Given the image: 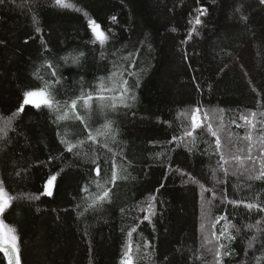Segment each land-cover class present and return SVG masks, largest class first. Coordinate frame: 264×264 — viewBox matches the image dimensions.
<instances>
[{
	"label": "trees",
	"instance_id": "obj_1",
	"mask_svg": "<svg viewBox=\"0 0 264 264\" xmlns=\"http://www.w3.org/2000/svg\"><path fill=\"white\" fill-rule=\"evenodd\" d=\"M66 2L80 11L54 0L0 4V181L14 198L0 219L16 229L21 264H121L129 245L133 264H264V212L244 206L264 207V4ZM89 18L109 34L103 48L92 43ZM37 72L60 80L54 95L66 120L30 106L16 114L22 93L40 84ZM89 92L101 118L85 127L66 105ZM62 140L77 147L68 152ZM104 189L111 202L91 207Z\"/></svg>",
	"mask_w": 264,
	"mask_h": 264
},
{
	"label": "snow or ice",
	"instance_id": "obj_2",
	"mask_svg": "<svg viewBox=\"0 0 264 264\" xmlns=\"http://www.w3.org/2000/svg\"><path fill=\"white\" fill-rule=\"evenodd\" d=\"M5 0H0V4H4ZM261 4H264V0H260ZM54 4L55 6L61 7V8H74V10L76 11H80L79 8H75V6L71 3L66 2V0H54ZM197 11L200 12V15H203L204 12L206 11V9L202 8V9H198ZM85 16H87V13H84ZM200 15H198L196 17L195 23L197 25H199L201 23V19H200ZM112 20L115 21L116 17H112ZM35 22V20H34ZM88 27L92 33L93 36V40L92 43L95 44H99L101 46V48H103L105 45H107L109 43V34L106 33L104 30L101 29V26L94 20V19H88ZM36 31L39 32L40 29L39 27L36 28ZM193 31H195V29H193ZM191 35V33L189 34ZM84 55V53H80L79 56H73L72 57V62L73 63H77L80 59V57H82ZM103 55V53H102ZM66 62H67V57L63 58ZM48 68H52V72H51V76L52 77H56L57 76V72L56 70L53 68L52 63H48ZM113 76L116 75V73L112 74ZM35 77L38 81H40V84L38 86H36L35 88H30L28 90H25L22 93V101L21 104L19 105V108L17 109V113H23L26 109V107H32L34 109L40 110L42 108H46L49 111L55 112L57 113L56 115V120L58 121H62V120H66L68 118V111L64 110L63 113L61 114V101L56 99V96L54 95V84H58L60 83L59 79H56L55 81L51 80V79H45L43 75H41L39 72H37L35 74ZM100 90L102 92H108V91H112V89L106 87L105 85L101 84L100 86ZM130 91L129 88V84H128V80L124 79L121 85V88L119 90V95L121 98H123L125 96L126 93H128ZM98 99L103 100L105 97L104 96H98L96 97ZM94 99L93 95L91 92L87 93V94H82L79 97L72 99L70 105H66V108H70L71 112L75 115V118L79 121H81V123H85V127H87V123L84 120V117L81 116L79 114V112H77V106H78V102L82 101V107H84L86 110L91 108V101ZM130 99H134V97H130ZM113 109H115L117 107L116 104H112L111 105ZM124 107H128V105L125 103L123 105ZM199 108L194 109L193 114H192V129L195 130L197 128L201 127L202 121L199 118ZM15 115V114H14ZM206 115V114H205ZM253 117H255V113L252 114ZM242 120H244L246 123L250 124L252 127H255V124L252 123V120L249 119L248 117H241ZM105 130H109L111 131V122H107L103 125ZM209 129L211 130V125H208ZM6 134V133H5ZM98 134H103V133H99ZM213 136H217V133L215 131H212L211 133ZM187 136H191L192 132H187L186 133ZM89 141H93L95 142L96 137L89 132L88 134V138ZM177 139L176 137H173V140ZM247 139H251V137H247ZM61 143H64L66 145V151L68 152H72L74 148L77 147L76 144H72V143H68L65 140H62ZM81 144L84 143V141H80ZM216 145L217 148L220 147V140L219 138L216 139ZM106 146V145H105ZM250 152V149H249ZM251 158V156L249 155V159ZM239 159V158H237ZM221 160H224L223 156H221ZM225 163H227V161H224ZM93 163L95 164V160H93ZM112 174H111V183L113 185H115V182L118 179L117 173H116V164L115 161H113L112 163ZM95 174L97 177L100 176V172H101V168L99 164H96V167L94 169ZM225 173H226V169H225ZM262 176H264V172L261 173ZM57 180V175H51L45 182H44V188H45V192L42 194H46L48 196L52 195L53 192V187H54V182ZM109 181H105V183H108ZM96 187L97 188H101L102 185L100 184L99 180L96 181ZM83 191L87 192L88 188L85 187L84 189H82ZM111 189H104L102 191L101 194L97 195L95 197V199L92 201L91 207L95 208L99 205H102L103 202L107 201V202H111V197H110V193H111ZM13 197L9 195L8 191L5 189V187L3 186V182L0 181V215H2L5 210L7 208H9L12 204L13 201ZM36 199H39V197L37 196ZM153 199H155V197H153ZM245 207H247L249 210L256 208L258 211L264 212V207H261L258 204H251V203H247L244 205ZM147 219V217H145ZM257 223L259 224L260 222L257 221ZM133 231H135V229H133ZM129 235H131V233H129ZM221 235H224V233L222 232ZM230 239H234V237H230ZM249 246H251V244H249ZM221 248H223L224 246L221 245ZM0 253H3L4 257L6 258V262L7 264H21V259L19 256V237L16 235V229L8 224H6L2 219H0ZM130 253H131V245H129V251L128 253H126L125 255L128 256V259L122 260L121 264H133V261L130 258ZM225 255H230V252H225ZM219 257H220V253H217V258L219 261ZM220 264H222V262H220Z\"/></svg>",
	"mask_w": 264,
	"mask_h": 264
},
{
	"label": "rangeland",
	"instance_id": "obj_3",
	"mask_svg": "<svg viewBox=\"0 0 264 264\" xmlns=\"http://www.w3.org/2000/svg\"><path fill=\"white\" fill-rule=\"evenodd\" d=\"M91 103V108L90 109H85L84 107H82V104H81V107L79 108V111L81 114H85L83 117H84V120L86 121V123L88 125H92L94 123H96L97 121L100 120L101 116L98 117L96 116L97 112H96V108H94L92 102ZM106 110H103V112H106V115L108 113H110L112 111V107L111 106H108V107H105ZM200 117H201V120H202V123H203V126H204V121H203V117L202 115L199 113ZM191 121H192V117H191ZM212 121V120H211ZM72 132H74V130H72Z\"/></svg>",
	"mask_w": 264,
	"mask_h": 264
},
{
	"label": "water",
	"instance_id": "obj_4",
	"mask_svg": "<svg viewBox=\"0 0 264 264\" xmlns=\"http://www.w3.org/2000/svg\"><path fill=\"white\" fill-rule=\"evenodd\" d=\"M199 115V114H198ZM199 118L201 119V117H200V115H199ZM202 121V120H201ZM203 127V123L201 124V127L200 128H197V129H195V130H199V129H201Z\"/></svg>",
	"mask_w": 264,
	"mask_h": 264
}]
</instances>
